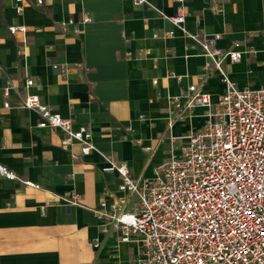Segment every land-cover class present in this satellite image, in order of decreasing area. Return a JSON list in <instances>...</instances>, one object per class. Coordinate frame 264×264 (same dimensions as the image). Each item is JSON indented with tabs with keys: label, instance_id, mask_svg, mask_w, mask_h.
I'll use <instances>...</instances> for the list:
<instances>
[{
	"label": "crops",
	"instance_id": "0c3cea01",
	"mask_svg": "<svg viewBox=\"0 0 264 264\" xmlns=\"http://www.w3.org/2000/svg\"><path fill=\"white\" fill-rule=\"evenodd\" d=\"M36 1L0 0V165L17 177L0 175V264H136L139 241L104 233L94 213L106 195H120L117 174L102 172L104 156L153 181L183 137L206 122V107L187 105L189 85L215 106L224 83L204 70L200 48L157 13L174 14L173 0H148L155 8L133 0ZM184 5L189 32L219 35L222 50L240 43V59L223 63L229 79L239 88H264V0H223L222 11L211 0ZM84 15L89 22L81 23ZM12 25L25 33H9ZM28 77L34 85L25 89ZM7 82L22 95H38L73 129L88 127L95 150L61 145L62 132L39 127L34 111L17 107L14 90L3 95ZM71 194L78 204L60 198Z\"/></svg>",
	"mask_w": 264,
	"mask_h": 264
},
{
	"label": "built area",
	"instance_id": "2783aa9c",
	"mask_svg": "<svg viewBox=\"0 0 264 264\" xmlns=\"http://www.w3.org/2000/svg\"><path fill=\"white\" fill-rule=\"evenodd\" d=\"M173 1L176 9L172 15L164 14L148 0L133 3L155 8L197 45L206 58L204 70L220 74L224 91L213 106L208 94L189 85L187 105L206 107V122L202 130L183 137L185 142L179 152L171 153L155 170L153 181L134 178L126 162L104 156L102 172L117 174L120 195H106L94 213L102 221L104 233L117 232L120 242L133 238L139 241L136 264H264V88L237 87L227 76L223 63L240 59V43L222 50L215 46L219 35L189 32L185 27V0ZM36 3L41 4L42 0ZM211 4L222 11L223 0H211ZM21 11L16 6L15 12ZM89 21L87 15L81 19V23ZM66 26V22H61L63 29ZM72 29L74 33L80 31L77 24ZM8 31L25 33L26 28L12 25ZM172 35V31L164 33L165 37ZM53 69L61 71L57 65ZM32 85L33 79L26 78L24 88ZM11 90L17 96V107L37 114L39 127L62 132L61 145L67 147L76 142L83 154L95 150L88 127L73 129L70 118L54 112L38 95L20 94L10 82L2 93L8 97ZM178 98L171 99L176 106ZM3 105L8 108L10 104L5 101ZM0 175L17 178L2 165ZM22 182L38 188L30 181ZM60 198L79 203L76 194Z\"/></svg>",
	"mask_w": 264,
	"mask_h": 264
}]
</instances>
